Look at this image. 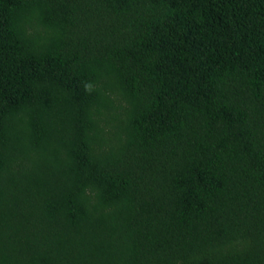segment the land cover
Returning <instances> with one entry per match:
<instances>
[{"label": "trees", "instance_id": "obj_1", "mask_svg": "<svg viewBox=\"0 0 264 264\" xmlns=\"http://www.w3.org/2000/svg\"><path fill=\"white\" fill-rule=\"evenodd\" d=\"M0 264H264V0H0Z\"/></svg>", "mask_w": 264, "mask_h": 264}]
</instances>
